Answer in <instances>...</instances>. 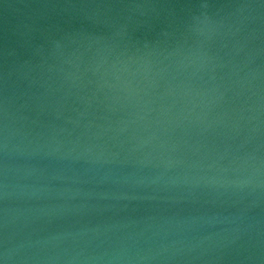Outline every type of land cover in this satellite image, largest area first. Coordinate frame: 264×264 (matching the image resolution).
<instances>
[{
    "label": "water",
    "instance_id": "95a60500",
    "mask_svg": "<svg viewBox=\"0 0 264 264\" xmlns=\"http://www.w3.org/2000/svg\"><path fill=\"white\" fill-rule=\"evenodd\" d=\"M0 264H264V0H0Z\"/></svg>",
    "mask_w": 264,
    "mask_h": 264
}]
</instances>
